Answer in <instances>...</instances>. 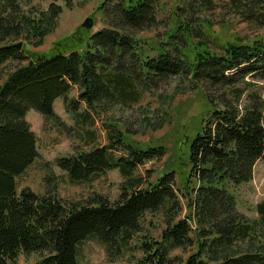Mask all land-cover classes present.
<instances>
[{"label":"trees","instance_id":"16d2710c","mask_svg":"<svg viewBox=\"0 0 264 264\" xmlns=\"http://www.w3.org/2000/svg\"><path fill=\"white\" fill-rule=\"evenodd\" d=\"M45 1L0 0V66L18 64L0 86V264H18L20 255H38L34 264H78V246L90 238L112 260L140 231L142 217L161 209L166 227L160 241L141 242L145 257L134 264H264V199L249 219L237 210L231 191L250 182L255 163L264 160V99L251 92L238 105L243 90L237 87L249 73L264 80V39L216 44L200 17L223 5L264 28V0H172L168 9L162 0H106L97 9L103 28L79 29L49 53L35 54L28 47L41 46L75 2ZM159 19L169 26L162 40L138 36ZM176 77L222 86L230 98L217 108L209 101L205 121L181 140L180 149L171 147L154 182L149 171L143 178L135 172L162 158L166 148H144L118 132L102 147L55 163L73 183L117 170L124 181L116 201L96 196L63 202L49 188L51 172L43 195L29 188L17 192L16 178L38 157L29 111L55 118L53 105L62 99L77 125H94L107 110L137 103L144 92ZM73 89L76 96L69 98ZM192 248L184 261L167 257L172 249Z\"/></svg>","mask_w":264,"mask_h":264},{"label":"rangeland","instance_id":"374dc122","mask_svg":"<svg viewBox=\"0 0 264 264\" xmlns=\"http://www.w3.org/2000/svg\"><path fill=\"white\" fill-rule=\"evenodd\" d=\"M106 0H75L72 10H63L58 28L49 34L39 47H28L35 54H46L53 45L70 36L79 29L95 32L104 27L102 15L98 6ZM46 0L45 3H49ZM168 9L172 0H162ZM166 14H160V18ZM200 17L204 20V32L216 44L227 42H248L254 38L264 39V28L250 25L240 20L239 16L225 6H218L212 11L204 12ZM93 21L91 29L82 27L85 19ZM159 19L155 28L138 33L144 39L162 40L163 34L169 28ZM22 43L21 40L15 43ZM22 46V44H21ZM212 51L219 53L213 45ZM18 66L8 62L0 66V86L8 74ZM256 72L249 73L237 85L243 90L238 105H243L246 97L255 92L264 99V80ZM247 85H250L249 88ZM229 89L222 86L211 87L197 84L189 78H172L151 92H144L137 103L129 106H116L107 110L96 119L94 125H77L66 112L62 99H57L53 105L55 118H46L35 111H29L26 121L37 138V159L27 170L16 178L17 192L29 188L37 195H43L47 190L48 174L53 175L49 188L55 196L63 202H85L100 196L110 202L118 199L121 193L123 178L117 170H111L89 182L73 183L64 172L56 167V160L61 157L73 156L77 152L88 151L95 147H102L108 142V137L118 132L126 141L141 147L162 146L166 154L160 159L145 162L137 168L136 176L145 177L149 171L150 182H154L165 170V162L169 157V150L180 149V142L186 135H191L197 125L207 118V104L220 107V102L229 97ZM76 96L73 89L69 98ZM86 131H88L86 133ZM108 133H110L108 135ZM116 153L115 157H119ZM237 210L247 218H256L255 205L264 199V160H258L253 168L252 180L246 184L231 189ZM165 211L161 209L154 214L147 213L141 219V229L125 246L122 254L114 259L108 257L105 247L96 239H87L78 246V264H134L145 257L140 243L143 241L159 242L161 233L166 227ZM183 216L180 213L177 219ZM192 249H172L168 259L178 258L184 261ZM131 259H134L133 261ZM39 260L38 255L18 257V264H34ZM178 260V261H179ZM140 264V262L138 263Z\"/></svg>","mask_w":264,"mask_h":264},{"label":"water","instance_id":"95a60500","mask_svg":"<svg viewBox=\"0 0 264 264\" xmlns=\"http://www.w3.org/2000/svg\"><path fill=\"white\" fill-rule=\"evenodd\" d=\"M82 27L85 29H91L93 27V21L90 18L85 19V21L82 23ZM18 49L21 48V43H18L16 45Z\"/></svg>","mask_w":264,"mask_h":264}]
</instances>
